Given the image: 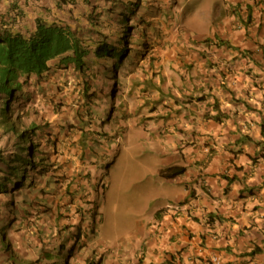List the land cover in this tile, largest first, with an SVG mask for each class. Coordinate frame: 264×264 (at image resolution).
I'll return each instance as SVG.
<instances>
[{
    "label": "crops",
    "instance_id": "obj_1",
    "mask_svg": "<svg viewBox=\"0 0 264 264\" xmlns=\"http://www.w3.org/2000/svg\"><path fill=\"white\" fill-rule=\"evenodd\" d=\"M156 2L168 12V0ZM225 4L211 33L194 32L195 41L179 24L157 18L162 43L156 54L166 69L151 81L156 89L136 85L119 100L127 136L109 150L110 167L123 171L139 152L161 156L159 172L184 166L183 174L160 178L177 184L167 190L173 196L161 210L137 217L133 229L113 228L99 233L98 243L79 244L72 262L264 264V0ZM174 7L179 19L185 5L174 0ZM195 7L204 17L207 9ZM108 203L104 212L112 208ZM174 204H180L176 214L169 210ZM19 255L9 264H22ZM6 260L0 251V264Z\"/></svg>",
    "mask_w": 264,
    "mask_h": 264
},
{
    "label": "rangeland",
    "instance_id": "obj_2",
    "mask_svg": "<svg viewBox=\"0 0 264 264\" xmlns=\"http://www.w3.org/2000/svg\"><path fill=\"white\" fill-rule=\"evenodd\" d=\"M84 1V0H81ZM88 1V0H87ZM93 4L98 7V10L103 9L104 6L112 5L119 7L117 12L112 16L114 19H107L102 16V29L104 32H110L113 36L112 40H116L117 32L120 29L118 20L121 18L118 16L119 12L128 14L129 16V34L131 38V54L125 59L120 68H117L115 73L111 67L107 69H99V76L90 85L89 92L93 95L88 98L85 97L82 102L78 98V95L73 91L74 81L71 79L64 78L63 81L59 82L52 88V93L48 91L37 92L34 89V94L30 98L20 102L13 113V120L16 125L17 132L24 130V126L27 127L31 122H37L39 126L45 130L46 123H51V130L53 131V139L57 141L58 150L51 154L48 167L45 172V176H41V172L37 170L28 171V177L25 178L22 168L24 165L19 163L20 168L14 175H9L8 171L5 170L3 174L9 178L17 180V183H9L6 181L7 190L4 192L0 191V222L3 223V230L6 232V236L9 241H19L21 249H25L21 255L18 256V261L25 264L26 261L36 259L47 252L48 245L45 246L56 236H59V229H57L56 218L60 219L63 217V212L70 203V208H74L78 202L73 198L72 193H67L65 189L74 184L73 178H76L77 174H80L83 166L90 165L93 160L87 158L84 162V152H80L84 145L92 146L96 145L97 139L90 138V134L80 135L76 133L77 118L75 112L79 110V119L85 117L83 121L89 122L92 117L99 119L101 116H106L110 109L115 110V104L113 102L114 90H118L121 94L124 93L126 87L138 86L141 88V83H144L145 69L137 68L134 65L144 66L145 61L143 59V51L151 43H148L149 39L153 40V35L159 36L160 29H154V23L157 25L158 20L154 16L156 7H153L151 1L154 3L156 0H91ZM163 2L162 0H159ZM24 3V1L22 0ZM211 2H213L211 4ZM164 3V2H163ZM185 5L181 11L180 17L177 20L179 26L183 29L189 37V40H196V36L193 33L200 31L204 33L209 31L211 33L212 20L218 16V6L226 7L225 0H182ZM158 7H161L156 2ZM155 4V5H156ZM196 4H201L207 11L204 17H198V10L195 7ZM34 3L31 4V7ZM85 2H80L78 7L86 6ZM87 7V6H86ZM3 9L2 2L0 0V9ZM26 10H31L26 7ZM88 8V7H87ZM133 10V15L131 11ZM131 13V14H130ZM154 16V17H153ZM209 19V20H208ZM155 47H158L157 45ZM157 49H154L156 52ZM227 51V48H226ZM155 54V53H154ZM259 68V67H258ZM256 68V69H258ZM135 70L137 74H129ZM114 74V75H113ZM117 78L113 79V77ZM135 75V76H134ZM134 76L132 79L130 77ZM127 86H126V79ZM133 80H138L140 84ZM119 82V83H117ZM45 85H41L44 88ZM49 99V100H47ZM86 99V104L83 102ZM56 102L57 109L60 112V116L66 119V130H62L57 134V128L60 121L64 123L60 117L53 111L52 106ZM83 104V107H81ZM55 107V104H54ZM93 115V116H92ZM18 116L21 117L20 120ZM81 116V117H80ZM65 132H68L67 134ZM93 132V131H89ZM41 136V130L38 131ZM85 134V133H84ZM15 132L4 134V130L0 128V148L4 149L6 154L11 155V152L15 150L13 144L16 146V141H12L9 148H6L11 140L15 139ZM39 135H35L33 139L39 145V153H43L45 145L43 139ZM92 135V134H91ZM58 136V137H57ZM58 138L61 140L59 142ZM11 139V140H9ZM45 140V139H44ZM51 140V138H50ZM8 141V142H7ZM111 142V141H110ZM34 146V143L30 141L28 143ZM139 146V141H137ZM101 148V147H100ZM107 147L103 150L105 152ZM11 149V150H10ZM107 151V150H106ZM78 153L77 156L75 154ZM87 153L93 158H104L106 155H101L97 150H87ZM138 153L136 158L129 157L132 160V164L124 167L121 172L112 169V166L108 167L107 173H105V184L106 190L104 195L105 200L109 199L108 205L111 206L110 211H103L102 205L98 207L95 214L91 215L89 219L92 220H103L102 213H105L104 227L102 229L97 227V231L90 234L89 239L99 242V237L102 236L99 233H105L108 230L117 228L118 232L124 233L127 230L134 228L136 218L142 215V218L147 215V210L150 212L161 210L165 207L166 197L173 196L170 191H167L171 186L168 182H161V176L157 166L163 167L161 156H149ZM44 154V153H43ZM71 154V156H70ZM110 155H112L110 153ZM109 155V156H110ZM70 158V160H69ZM110 158H112L110 156ZM98 160V159H96ZM60 163V165H59ZM89 165V166H90ZM107 167V163H105ZM71 167H74L70 169ZM81 170V171H78ZM93 173V171H92ZM91 173L90 176H93ZM90 174V173H89ZM24 178V181H23ZM53 182V185L48 188L47 184ZM73 182V183H72ZM17 184V185H16ZM74 190V187H72ZM66 192V193H64ZM72 195V196H70ZM69 196V198H68ZM73 200V201H72ZM71 214L72 211L70 210ZM110 215V216H109ZM141 218V219H142ZM51 222L53 226H51ZM89 222V220H88ZM9 224V227L7 226ZM117 225L119 227H117ZM98 226H101L100 224ZM44 228L41 236L36 238L37 243L32 245L31 236L34 239V234L39 229ZM7 231H9L7 233ZM63 235H70V232H62ZM77 234V233H76ZM78 236V234H77ZM20 238V239H19ZM71 241V238L68 239ZM34 242V241H33ZM30 249V250H28ZM69 250L65 251V255L61 256L60 259L67 260ZM77 255V254H76Z\"/></svg>",
    "mask_w": 264,
    "mask_h": 264
},
{
    "label": "clouds",
    "instance_id": "obj_3",
    "mask_svg": "<svg viewBox=\"0 0 264 264\" xmlns=\"http://www.w3.org/2000/svg\"><path fill=\"white\" fill-rule=\"evenodd\" d=\"M23 1L24 3L22 2V0H1L3 9L2 8L0 9V16H3L5 17L6 20L10 21L14 19L11 16V10H13L14 4H16V7L19 8L20 10H26L25 6L30 8L31 4L34 3L36 0H23ZM54 1L55 0H50V1L43 0V3L44 5H54ZM148 1H151V0H148ZM156 1L154 3L151 1L152 3L151 5L153 7H156V12L154 16H156V18L164 17V20L166 21H170L171 23H174V24L175 23L179 24L177 22L178 11L175 10L174 0H168V5H169L167 9L168 12H165V8H163V6L158 7L156 4ZM162 1L164 2V0ZM78 10L80 13L78 14L77 18L74 21L79 20L82 23L84 30H86V25L87 27H90V22L88 21V10L89 9L84 6L82 7L80 6L78 7ZM96 11L97 12L99 11L97 6H96ZM26 12L29 14L31 10L29 11L26 10ZM160 24L161 22H159V20H158L157 25L154 23V29H159ZM8 27L9 28L14 27V30L19 29V26H16V25H8ZM218 42H220V40ZM113 43L116 46H119L118 42L113 41ZM148 43H151V45L147 46V48H145V50L143 51L142 61H145L144 66L143 67L139 65H134V66L140 69H145L143 70L144 71L143 73L145 74L144 83H141V85L145 86L148 84H152L149 87H151L152 89H156L151 81L157 75L159 76L163 74V72L166 69L165 67L163 69L162 63L159 62L160 61L159 56L158 54H156L157 51L154 52V49H158V47L161 46L162 42L160 39V34L159 36H156L154 34L153 40L149 39ZM156 45L158 47H155ZM131 51L132 50H131V38H130L128 51L126 55L123 56L122 59L119 57L112 58L108 64H105L103 61H99V63H92L90 61V57L93 55H90L86 57L89 65L83 71L77 70L72 63H69L67 65H65L64 63L62 64L61 63L62 57L60 56V57H57L49 61L48 63L49 70L42 78L31 77L29 80L27 79L28 82L26 81V83L24 84L25 85L24 90H26V92L16 94V96L14 97V100L12 101V109L10 110V119H11V122L14 123V127H15V130L11 132H15L16 135H15V139L13 140L9 139L11 141L7 145H5V147L9 148L12 141L13 142L16 141V146L15 144H13L16 149L11 152V155H8L6 154L4 149L0 148L1 153L7 159L17 160L19 161L18 163H21L24 165V168L22 169L24 170L23 174L25 178L28 177L29 175L28 171L30 172L31 170H37L38 172H41V176H45V172L47 171L48 167L51 166V164H49V160H50L49 156H51L53 152L57 151L59 149L58 148L59 146L57 144V141L53 139V131L51 130V126H52L51 123H46L45 125L47 128L43 130V127L39 126L37 122L35 123L31 122V124H29L27 127L24 126V130H22L21 132H17L16 125L13 120V117L15 114L13 112L15 111L16 106L20 102L24 101L25 99L33 96L34 89H36L37 92H39V94L41 95V92H44L43 91L44 89H45V92H47L50 87L53 88L56 84H59V82L63 81L64 78H66L67 80L71 79L72 81H74L73 91L78 95L80 102H82L85 97L90 98L93 95V93L89 92V89L93 81L96 80L97 76H99V69H102V68L108 69L111 64V67L115 73L116 69L120 68L123 62L125 61V59L129 57V55L131 54ZM58 71H61L60 75L56 76ZM129 74L136 75L137 72L133 70ZM134 76L130 78L132 79ZM113 79L117 80V78L115 77H113ZM127 81H128V78L126 79V86H127ZM133 81L140 84L138 80H133ZM41 85H45L44 88L41 87ZM30 90H32V92H30ZM119 93L120 92L118 90H114V94L112 95L113 102L114 103L117 102L115 104V108H114L115 110L110 109V111L108 112L106 116H101L99 119L92 117V119L89 122L87 121L82 122V120H84L85 117H82L81 119H79L78 113L80 111L77 110L75 112V116L77 118V124H74L76 126V133L77 134L80 133L81 136L90 134L91 139L92 138L97 139V142H95L96 145H93L92 148L91 146L84 145V147L80 149L81 150L80 152H82V154L84 152V162H86L87 158H92L93 161L91 163L93 164L90 165V163L87 161L86 164H88V166L87 167L83 166L81 168V170H84L85 172L78 170V171H81V173L77 174L76 178H73V182L75 183L71 184L70 187L65 188V189H69L67 190V193H72L73 196L78 197V198H73L74 200L78 202V204L74 208H70V203H69L67 204L68 207L65 210H61L64 214H63V217L61 216L60 219L62 221L63 220L65 221L64 224H61V221L58 220L57 218L55 220L56 222L59 223L57 225V229H59V234L61 235L56 236L52 240H49V242L51 241L50 248L53 250H56V252L47 251L44 255L42 252V254H40L38 258L28 260L25 262V264H76L75 261L74 262L71 261V258L75 260L77 259L76 253L78 252L79 249H81V246L79 247V244L81 245L82 243V245L84 246L90 240L89 239L90 234L97 231V227L101 223V220H92V219H89V217L97 212L98 207L101 206L105 200V196H103V199H102V194L104 195L106 186H107L105 184V173H107V169L111 163L112 158H110V156L111 157L113 156V155H110L109 150L112 149L113 147L116 149L117 147L121 146L123 138L127 136V126L123 124V120H122V119L125 120V118L121 114V108H122L123 103L119 102V100H121L122 94L120 95ZM54 104H55V108L53 109V111L58 115V117H60V119L64 121V123L59 124L57 128V131H59L57 132V134H59L60 132L62 133V130H64L63 124H65L66 119L60 116V112L57 109V105H56L57 103L54 102ZM83 104H86V99L83 102ZM83 104L81 107H83ZM118 112H119V115H118ZM20 118L21 117L18 116L19 120ZM145 124L146 122H143L141 125H145ZM1 129H3V127ZM39 130H41V136L38 134ZM89 131H93V132H89ZM4 134L6 133L4 132ZM20 135H22V137H20ZM35 135H39L41 139H43L42 136H44L45 140L43 139V144L45 145V149L42 150L44 154L39 153L40 144H37L36 142L33 141V139L30 138L31 136H33L34 138ZM58 140L59 142L61 141L59 138ZM30 141L34 143V146H31L32 144L31 145L28 144ZM105 147H107L106 148L107 151L105 150V152H103ZM89 149L90 150L95 149L101 155H106V157L101 158V159L97 157L93 158L91 155H89V153H87V150ZM78 153L79 152H77L75 156H77ZM28 154L32 155V157H30V161H29ZM33 163H34V166L32 165ZM105 163H107V167L105 166ZM3 165L1 163V157H0V173L5 176V174L3 173L6 170L7 166H3ZM171 166H174V165H171ZM1 167L3 169H1ZM167 167H170V166H167ZM167 167H164V168H167ZM72 168L74 167H71L70 169ZM91 173L93 176H90ZM5 177H6V181H9L10 184L13 183L14 180H16L13 178H9L7 176ZM165 178H168V177H165ZM16 183H17V180H16ZM52 185H53V182H50L49 184H47L48 188H50ZM72 187H74V190ZM6 190L7 188L5 187L4 190H2L1 192H4ZM179 206L180 204L171 205L169 206V210L176 214L180 210ZM70 210L72 211L71 214L69 213ZM7 226L9 227V224ZM4 231L5 230H3V223L0 222V251L4 250L7 252L6 263L9 264L10 263L9 260L19 255L20 251L16 250L19 247L15 246V241L14 242L12 240L9 241V239L6 236L7 234ZM8 232L9 231H7V233ZM62 232H70V235H66V234L63 235ZM76 233L78 234V236ZM56 238L59 239V242L56 240ZM69 238H71L72 245L69 248H67L66 244L70 242L68 241ZM61 241L62 243H60ZM66 250H69V255H68L67 260L65 261L64 259H60V258L61 256L65 255ZM23 251L24 250H22V252ZM46 259L48 260V262L44 263ZM17 260H18V257H17ZM3 264H5V261L3 262Z\"/></svg>",
    "mask_w": 264,
    "mask_h": 264
},
{
    "label": "trees",
    "instance_id": "obj_4",
    "mask_svg": "<svg viewBox=\"0 0 264 264\" xmlns=\"http://www.w3.org/2000/svg\"><path fill=\"white\" fill-rule=\"evenodd\" d=\"M80 2H85L89 9L90 27L86 25V30L79 20L74 21L80 13L77 8ZM30 9L28 14L14 4L11 10L14 19L8 21L0 16V128L3 127L6 134L15 130L10 119L14 97L17 93L26 92L24 84L31 77L42 78L48 72L50 60L61 56L62 64L72 63L77 70L83 71L89 65L87 56L93 55L90 57L92 63L103 61L108 64L112 58L122 59L129 47V16L123 10L118 14L121 18L118 20L120 29L116 40H111L113 36L110 32L102 29V16L114 19L112 16L119 9L117 6H104L97 12L96 5L91 0H55L54 5H44L43 0H36ZM8 25L19 26V29L14 30V27L9 28ZM113 41L118 42L119 46ZM48 92L52 93L51 87ZM51 106L52 109L55 108L54 104ZM63 127L65 131L66 124ZM0 157L2 165L7 166L9 175H14L20 168L19 161L7 159L1 151ZM28 157L30 161L32 155L28 154ZM185 170L184 166L174 165L162 169L160 174L173 178L183 174ZM5 187L6 177L0 173V191ZM43 230L41 228L33 233V245L37 243L36 238L41 236Z\"/></svg>",
    "mask_w": 264,
    "mask_h": 264
}]
</instances>
